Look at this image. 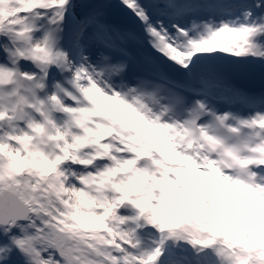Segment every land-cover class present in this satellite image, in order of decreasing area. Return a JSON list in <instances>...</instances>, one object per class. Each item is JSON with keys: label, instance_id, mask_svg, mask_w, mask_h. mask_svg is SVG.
<instances>
[{"label": "snow or ice", "instance_id": "1", "mask_svg": "<svg viewBox=\"0 0 264 264\" xmlns=\"http://www.w3.org/2000/svg\"><path fill=\"white\" fill-rule=\"evenodd\" d=\"M0 264H264V0H0Z\"/></svg>", "mask_w": 264, "mask_h": 264}]
</instances>
